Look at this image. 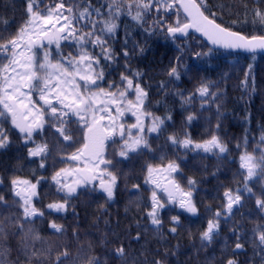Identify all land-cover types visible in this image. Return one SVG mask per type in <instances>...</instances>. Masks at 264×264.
I'll return each mask as SVG.
<instances>
[{
    "label": "trees",
    "instance_id": "obj_1",
    "mask_svg": "<svg viewBox=\"0 0 264 264\" xmlns=\"http://www.w3.org/2000/svg\"><path fill=\"white\" fill-rule=\"evenodd\" d=\"M57 2L59 0H40V8L54 6ZM64 2L68 5L79 0ZM105 2L92 0L97 7ZM207 4L222 26L246 36L264 35V23L253 15L257 7L264 10L261 0H207ZM26 5L27 0H0V42L13 38L24 25L28 18ZM151 22L152 16H149L140 26L127 15H122L117 21L120 27L109 44L119 54L127 31L131 33L128 48L131 49L133 43L144 48L141 54L138 47L128 64L143 73L141 85L148 91L145 107L157 116H164L170 108L173 119L166 122L162 134H146L150 148L131 154L129 159L117 154L119 143L107 142L106 156L113 160L115 167L111 170L118 176L111 201L97 185L95 191H92L93 185H88L77 189L66 211L57 212L47 207L53 202H63L64 197L63 193L57 192L58 186L52 176L62 168L77 164L68 159L83 144L84 129L76 123L75 117L66 125L71 141H64L49 123L42 131L34 133V143L28 144L12 127L10 119L0 122L11 141L6 148L0 149V181H3L0 195L5 197V202H0V227L7 234L6 237L0 234V249H11L5 264H57V256L65 250L69 256L62 259L61 264H86L88 256L99 257L101 264H154L156 260H162L163 264H227L229 259H234L237 264H264V245L258 239L259 232L264 229V209L256 205L257 198L264 199V176L258 171L257 176L248 181L253 190L249 195L244 188L239 161L245 151L259 157L264 149L260 142L264 134V55L214 49L192 32L175 41L162 31L149 35L145 28ZM67 44L62 41L63 54L67 56L72 52L75 55L77 49ZM177 45L181 46L183 53L177 50ZM50 47L54 53L55 45ZM94 51L99 53L98 48ZM198 52L206 55L197 57L195 53ZM180 55H183L178 67L181 78L174 80L167 71L176 63L175 57ZM0 61L7 62L3 57ZM105 63L101 61L102 65ZM124 65L125 59L118 55L117 60L105 68V81L101 86L106 88L110 81L119 82L120 74L126 71ZM249 65H252L250 72ZM189 68L193 70L189 71ZM246 73H249L247 82ZM162 81L167 84L164 91L159 88ZM202 83L208 84L210 92L204 98L196 91ZM176 92L192 96L191 103L182 108L181 98L173 95ZM190 113L195 114L196 119L186 124L184 117ZM134 122L135 117L126 113L123 123L127 126ZM147 124L150 120L146 121ZM185 132L194 142H203L216 134L228 151L219 155L189 151L173 146L167 139L171 135L184 139ZM114 139L120 140L118 136ZM42 143L49 146L44 168L39 167L41 157L28 155L30 148ZM169 161L180 165V171L173 173L172 178L185 190H188L189 178L197 181L193 191L197 214L185 212L178 204L165 203L159 213L162 227L157 231L147 215L151 210L154 186L145 183V177L148 165L163 167ZM13 178L27 179L32 183L40 181L33 204L44 216L32 218L34 223H26L24 232L16 227L23 210L14 203L18 198L11 190ZM135 184L140 185L139 190L133 188ZM227 190H232L233 194L240 190L242 195L241 204L234 205L231 214L226 211L224 192ZM156 191L161 202H166V194L159 189ZM218 211L221 216L216 218L214 214ZM174 215L180 217V225L173 234L169 228ZM213 219H218V232L210 243L201 241V233ZM52 223L63 226V233L55 232L50 227ZM28 229L32 232L29 233ZM137 235L139 239H136ZM237 242L243 247L236 249ZM121 246L125 249L123 257L115 253V249ZM33 252L37 255L32 256Z\"/></svg>",
    "mask_w": 264,
    "mask_h": 264
},
{
    "label": "snow or ice",
    "instance_id": "obj_2",
    "mask_svg": "<svg viewBox=\"0 0 264 264\" xmlns=\"http://www.w3.org/2000/svg\"><path fill=\"white\" fill-rule=\"evenodd\" d=\"M26 13L27 20L13 38L0 42V57L7 61H0V122L10 119L12 127L18 130L25 144L34 143L33 134L42 131L45 124L49 123L64 141H71L72 136L68 134L66 125L72 117L84 129L82 146L68 157L77 162L76 166L62 168L52 176V181L58 186L57 192L64 194L63 202L47 205L49 209L57 212L66 211L69 200L77 194V189L88 185H93L92 191L98 185L106 199L111 201L115 195L118 176L111 170L115 167L113 160L106 156L107 142L119 143L117 154L121 158L129 159L131 154L150 148L146 134H162L166 122L173 119L170 108L164 116H157L145 107L148 91L141 85L143 73L132 69L128 64L139 47L133 43V47L128 48L131 33L125 32L119 54L109 44V40L115 37L120 27L117 21L122 15H127L140 26H143L147 17L152 16V22L145 28V32L153 35L156 31H162L173 41L188 37L189 30L194 29L212 45L225 49H244L250 52L264 50V35L246 36L222 26L217 22L216 13L209 9L207 0H106L99 7L93 5L92 0H79L78 3L68 5L64 0H59L54 6H45L43 9L40 8V0H27ZM153 13L156 15L153 16ZM253 15L264 23V10L257 7ZM62 41L68 42V47H75L76 54L69 52L65 56ZM52 45H55L54 53L50 47ZM97 48L99 53L94 51ZM177 50L181 53L184 51L180 45H177ZM139 52L142 54L144 48L139 47ZM118 55L125 59L126 71L120 74L119 82L110 81L105 88L101 86L105 81V68L114 63ZM195 55L199 57L206 53L198 52ZM102 60L106 62L104 65L101 64ZM182 60L183 55L175 57L176 63L167 71L170 78H181L178 67ZM251 68L252 65H249V72ZM248 75L249 73L245 74V82ZM159 88L164 91L167 88L166 82L162 81ZM196 91L202 98L210 95L209 86L205 83ZM173 95L181 98L182 108L193 99L192 96H184L182 92ZM211 95L215 97L216 93ZM126 113L135 117V122L127 126L123 123ZM195 119L196 116L192 113L184 117L186 124H191ZM148 120L150 124L146 125ZM219 127L220 124L217 123L216 128ZM117 136L119 141L114 139ZM167 139L173 146L189 151L217 155L228 151L216 134L203 142H194L187 132L184 139H178L175 135L168 136ZM10 142L8 132L0 123V149L6 148ZM260 142L264 144V134L261 135ZM48 152V144L42 143L30 148L28 155L41 157L39 167L44 168V158ZM239 161L240 169L243 170L244 188L251 195L253 190L248 186V181L257 176L258 171L264 176V149L259 157L245 151L240 155ZM179 171L180 165L175 161H169L163 167L147 166L145 183L154 186L151 210L147 215L157 231L162 227L159 213L165 208V203L178 204L185 212L197 214V207L193 202L197 181L189 178L188 190H185L172 178V174ZM10 183L14 197L18 198L14 203H18L23 210L22 217L16 221V227L18 231L24 232L26 223H34L32 218L44 216L33 204L40 181L32 183L27 179L13 178ZM133 188L139 190L140 185L135 184ZM157 189L166 194V202H161ZM224 197L229 214L232 213L233 206L241 204L242 201L240 190H236L235 194L232 190H227ZM0 202H5L3 195H0ZM256 205L264 209V199L257 198ZM214 215L219 218L221 213L218 211ZM171 224L169 232L174 234L180 225V217L172 216ZM50 227L57 233L64 231L63 226L56 223H52ZM218 229V219L209 220L206 230L201 233V241L210 243ZM28 232H32V229H28ZM0 234L5 237L7 235L2 227ZM136 239H139V235ZM258 239L264 245V229L259 232ZM242 247L238 242L235 245L236 249ZM115 253L123 257L124 247L115 249ZM10 254V248L0 249V264H5ZM25 255H28L26 250ZM31 255L36 256L37 253L33 252ZM68 256V251H63L56 258L57 264H61L62 259H68ZM86 264H101V260L96 256H88ZM154 264H163V261L156 260ZM227 264L237 262L229 259Z\"/></svg>",
    "mask_w": 264,
    "mask_h": 264
},
{
    "label": "water",
    "instance_id": "obj_3",
    "mask_svg": "<svg viewBox=\"0 0 264 264\" xmlns=\"http://www.w3.org/2000/svg\"><path fill=\"white\" fill-rule=\"evenodd\" d=\"M233 31V30H232ZM189 32L194 33L197 37H199L201 40H203L207 45H209L211 48L214 49H220V50H224V51H229V52H236V53H243V54H251V53H259V54H263L264 55V50H256L255 52H250V51H246L244 49H225L223 47L217 46V45H212L206 37H204L202 34L196 32L194 29L193 30H189ZM237 32V31H236ZM242 34V33H241ZM183 38V37H181Z\"/></svg>",
    "mask_w": 264,
    "mask_h": 264
},
{
    "label": "rangeland",
    "instance_id": "obj_4",
    "mask_svg": "<svg viewBox=\"0 0 264 264\" xmlns=\"http://www.w3.org/2000/svg\"><path fill=\"white\" fill-rule=\"evenodd\" d=\"M98 186V185H97Z\"/></svg>",
    "mask_w": 264,
    "mask_h": 264
}]
</instances>
